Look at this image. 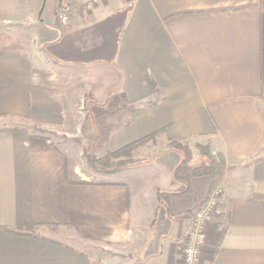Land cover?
Returning a JSON list of instances; mask_svg holds the SVG:
<instances>
[{"label":"crops","instance_id":"0c3cea01","mask_svg":"<svg viewBox=\"0 0 264 264\" xmlns=\"http://www.w3.org/2000/svg\"><path fill=\"white\" fill-rule=\"evenodd\" d=\"M80 1L0 6L17 20L0 31V264H184L211 186L191 173L198 146L225 160L199 264H264V0ZM120 94L144 105L116 121L105 108ZM159 130L183 152L161 142L152 162L95 178L78 166L84 148Z\"/></svg>","mask_w":264,"mask_h":264},{"label":"trees","instance_id":"16d2710c","mask_svg":"<svg viewBox=\"0 0 264 264\" xmlns=\"http://www.w3.org/2000/svg\"><path fill=\"white\" fill-rule=\"evenodd\" d=\"M87 100L88 98H84L83 110L87 111ZM89 101V100H88ZM153 102H148V104ZM143 103L139 104H129L124 95L120 94L117 97L113 98L109 102H107L105 108V116L116 119V121H122L123 117L129 115L131 112L136 110ZM117 128H121L124 124L119 123ZM0 131H4L0 129ZM161 142L165 143V146L173 151L178 153L183 152V141H177L174 139H168L165 137L163 131L159 130L154 132L146 137H143L137 141H134L124 147L115 150L113 152H105L104 154L98 156L95 154L94 149L84 148L83 149V159L85 164L89 170L98 175H111L116 172L127 169L131 166L141 164L144 162L146 158H149L151 155L156 154V151H159L163 148ZM147 148L152 152L148 157H143L141 149ZM198 151L202 160L195 164L192 168V175H200V174H209L211 176V186L210 192L215 189L222 181L224 172H225V160L223 156L219 153L212 154L208 146H198ZM183 162V161H182ZM181 162V163H182ZM179 170V166L174 171V177L178 181L187 185V178L182 179L177 176ZM187 191V187L183 190L182 193ZM165 195L161 192L158 193L159 203L165 205V201L163 199ZM165 207V206H164ZM14 235L21 236H30L36 237L34 233H17L12 230H7Z\"/></svg>","mask_w":264,"mask_h":264},{"label":"built area","instance_id":"2783aa9c","mask_svg":"<svg viewBox=\"0 0 264 264\" xmlns=\"http://www.w3.org/2000/svg\"><path fill=\"white\" fill-rule=\"evenodd\" d=\"M103 1L105 0H81L79 6L89 11ZM74 8L75 6L70 3L62 7L60 18L63 22L68 20V16ZM212 154L214 155L215 152H212ZM221 193L222 186L219 184L210 192L208 198L192 213L190 229L182 246L184 264H199L200 250L205 239L203 226L206 219L211 215L222 214V210L218 205Z\"/></svg>","mask_w":264,"mask_h":264},{"label":"rangeland","instance_id":"374dc122","mask_svg":"<svg viewBox=\"0 0 264 264\" xmlns=\"http://www.w3.org/2000/svg\"><path fill=\"white\" fill-rule=\"evenodd\" d=\"M3 0H0V6L2 5V6H10V4H13L14 5V0H4L3 2H2ZM22 1H24V0H15V2L17 3V4H21V2ZM2 2V3H1ZM5 8H7V7H5ZM4 12V11H3ZM17 22V20H13V22H11V23H3V22H1L0 21V31H4V30H6L7 28H10V27H13V24H15ZM84 114V112H83V110L81 109V108H77V109H75V111H73V115L74 116H77V117H81L82 115ZM37 132H40L39 130H36ZM80 136H81V134H80ZM52 137H56V139H58V140H60V139H62V140H64L65 138L63 137V136H61V138L60 137H58V136H56V135H52ZM81 138V137H80ZM69 141L70 140H73V138H69L68 139ZM70 144V146H71V153L73 152V150H76V152L78 153V152H80V148H79V146H78V144H76L75 142H71V143H69ZM81 144L83 145L84 144V142H81ZM141 151H142V156L143 157H148L149 156V154H151L152 152H150V150H147V148H143V149H141ZM77 153H75L74 152V154L76 155ZM148 155V156H147ZM77 156V162H78V166H80V169H82V170H84L85 171V173L87 174V176H89V177H92V175H93V173L89 170V168H87V166H86V164H85V161L83 160V158H82V156H81V154H78V155H76ZM152 160H153V156L148 160V158H146L145 160H143L144 162H149L150 163V161L152 162ZM144 162H142V163H144ZM135 166H137V165H134V166H131V167H135ZM94 176V175H93ZM92 178H95V177H92Z\"/></svg>","mask_w":264,"mask_h":264}]
</instances>
